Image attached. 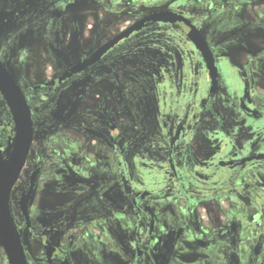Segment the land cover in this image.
I'll use <instances>...</instances> for the list:
<instances>
[{"label": "flooded vegetation", "instance_id": "obj_1", "mask_svg": "<svg viewBox=\"0 0 264 264\" xmlns=\"http://www.w3.org/2000/svg\"><path fill=\"white\" fill-rule=\"evenodd\" d=\"M75 1L0 0V65L33 123L10 195L27 264H264V0H145L139 19L85 54L60 40L85 12ZM118 1L108 15L137 11ZM38 25L53 77L30 76L19 42ZM193 29L213 55L215 91ZM52 126L61 159L43 141L34 149ZM15 127L0 90L6 159Z\"/></svg>", "mask_w": 264, "mask_h": 264}, {"label": "rangeland", "instance_id": "obj_2", "mask_svg": "<svg viewBox=\"0 0 264 264\" xmlns=\"http://www.w3.org/2000/svg\"><path fill=\"white\" fill-rule=\"evenodd\" d=\"M97 1H102L103 4ZM158 1L160 0H155L154 3ZM111 3L112 0H88L87 3H83L82 0H76L75 3L69 7L70 10L80 11V9H83L85 12H83V15L73 14L72 18L65 21L66 26L63 30L62 36H60V40H63L66 45L72 49L74 54L88 53L89 51L95 49L98 45H100L104 40L110 38L113 34L117 33L118 31L130 25L135 20L139 19L144 14V10L146 9L142 6L143 4H145V0H135L130 4H128L125 0H119L118 4L122 5V7L129 5L128 7H130V10L135 9L137 11L135 13L126 12L122 14V16L118 19L116 16L108 15L107 10H105V8L103 7H110ZM171 3L173 4V2ZM98 12L102 14H97ZM42 20H45V18H43ZM38 26L39 27L37 29L40 28V34L38 36H33L31 34L28 37H19V42L24 41V57L29 55L28 64L30 65V76L33 77V74H35V72L37 71L42 73L46 72V75L53 77L56 74L60 73V66L49 55L44 54V58L39 56V53L43 52L44 47L42 43L43 30H41L40 25ZM26 27H34V24H26L25 30L27 29ZM33 48L36 49L35 52L32 51ZM35 53H37L38 57H36ZM74 119H77V117L74 116ZM55 130L56 128L53 126L49 129L45 128V132H43L42 134L44 139L38 138V140H36V144L34 145V149L37 150L40 143L43 141L45 148L48 149L50 154L52 153V151H57L56 159H61L59 154L64 155V150L66 149V147L64 146V143L60 144L58 143V141L50 137ZM34 161H36L35 151L32 152L29 167L32 166ZM24 180L25 178L22 179V181ZM21 185L22 183L20 182L18 184V190L20 189ZM15 199H17V192L14 196V201ZM255 215L256 218L253 219L252 216L254 215L249 211L247 220L249 222H251L252 220H257L256 223L258 224L260 223L262 218L257 213ZM0 264H9L1 241Z\"/></svg>", "mask_w": 264, "mask_h": 264}, {"label": "water", "instance_id": "obj_3", "mask_svg": "<svg viewBox=\"0 0 264 264\" xmlns=\"http://www.w3.org/2000/svg\"><path fill=\"white\" fill-rule=\"evenodd\" d=\"M167 15H159L158 19L167 20ZM191 37L201 50L213 78V91L216 90L217 69L211 51L206 42L193 29ZM101 52L96 54L95 61L98 60ZM94 57H92L93 59ZM89 60L87 63L91 64L94 61ZM78 70L80 67H77ZM0 90L6 97L11 112L16 124V144L11 153L9 149V159H6L0 151V238L6 250L10 264H27L25 252L20 240V236L14 225L11 211H10V195L12 188L19 178V175L26 163L30 147L33 139V123L30 108L25 100L23 93L19 90L13 78L0 65ZM37 172L32 178V188H34V181ZM31 192L25 199V203L21 202L23 210L26 212L27 200H29Z\"/></svg>", "mask_w": 264, "mask_h": 264}, {"label": "bare ground", "instance_id": "obj_4", "mask_svg": "<svg viewBox=\"0 0 264 264\" xmlns=\"http://www.w3.org/2000/svg\"><path fill=\"white\" fill-rule=\"evenodd\" d=\"M159 11H164V10L160 9ZM74 15H75V14H74Z\"/></svg>", "mask_w": 264, "mask_h": 264}]
</instances>
